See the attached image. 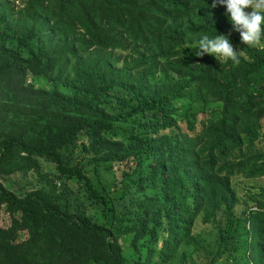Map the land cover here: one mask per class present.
<instances>
[{
  "label": "trees",
  "instance_id": "16d2710c",
  "mask_svg": "<svg viewBox=\"0 0 264 264\" xmlns=\"http://www.w3.org/2000/svg\"><path fill=\"white\" fill-rule=\"evenodd\" d=\"M212 2L0 0V264H264V50Z\"/></svg>",
  "mask_w": 264,
  "mask_h": 264
},
{
  "label": "clouds",
  "instance_id": "9594fccd",
  "mask_svg": "<svg viewBox=\"0 0 264 264\" xmlns=\"http://www.w3.org/2000/svg\"><path fill=\"white\" fill-rule=\"evenodd\" d=\"M218 5L226 7L225 15L233 30L239 33L242 44L264 50V0H213L210 7L214 9ZM208 15L211 17V12ZM230 35L231 33L218 34L212 38L203 35L199 40L196 56L203 57L207 54L239 65L240 53L231 43Z\"/></svg>",
  "mask_w": 264,
  "mask_h": 264
},
{
  "label": "rangeland",
  "instance_id": "374dc122",
  "mask_svg": "<svg viewBox=\"0 0 264 264\" xmlns=\"http://www.w3.org/2000/svg\"><path fill=\"white\" fill-rule=\"evenodd\" d=\"M160 76H157V79H159ZM156 79V77H155ZM177 107L180 108L181 112L183 113H187V111L189 110V104L185 101H178ZM14 180L16 179V177L14 176L13 178ZM233 185L234 187L238 190L239 195L241 197L242 200H246L248 198V192H247V187H255V188H259L260 186H264V178L261 179H257V180H248L242 177H237L233 179ZM9 186V185H8ZM254 192H256V190H254ZM11 224V218L10 216L6 213L3 212L0 216V227L2 228H6L8 226H10ZM205 229L207 231V233H212L210 235H207L206 239L208 241V244L211 248V250L216 253V251L218 250L216 245H215V239H216V230L212 229L210 226H205L203 225L201 222H198V226H197V230H202ZM243 244H242V248L241 250L238 251L237 254H234V257H238L243 259V256L245 254V249L243 248ZM230 262L231 259H230Z\"/></svg>",
  "mask_w": 264,
  "mask_h": 264
},
{
  "label": "built area",
  "instance_id": "2783aa9c",
  "mask_svg": "<svg viewBox=\"0 0 264 264\" xmlns=\"http://www.w3.org/2000/svg\"><path fill=\"white\" fill-rule=\"evenodd\" d=\"M256 209V208H255Z\"/></svg>",
  "mask_w": 264,
  "mask_h": 264
}]
</instances>
